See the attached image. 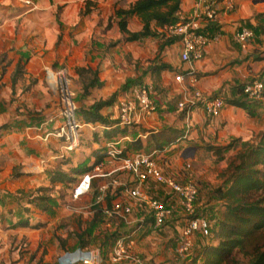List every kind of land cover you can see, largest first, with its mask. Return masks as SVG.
<instances>
[{"label":"crops","instance_id":"1","mask_svg":"<svg viewBox=\"0 0 264 264\" xmlns=\"http://www.w3.org/2000/svg\"><path fill=\"white\" fill-rule=\"evenodd\" d=\"M65 1L66 4L72 1L77 8L90 2L92 11L80 15V17L76 14L75 21L70 20V17L67 16L69 10L67 7L62 12V17L66 18L63 21L66 24V29L69 31L71 26H74L73 42L75 43L71 42L67 34L64 35L66 52L60 57L64 62L62 67L73 72L74 83L82 96L81 103H86L91 99L89 105H92L98 100L107 99L113 93H115V98L112 104L100 110V113L112 120L113 123L104 126L99 123L83 121L82 129L90 131L91 140L86 145H79L77 149L70 152L73 157L67 158V163H64L62 167L66 170L76 167L78 169L91 167L88 173L99 168L105 171L106 179L111 180L107 184L111 186L109 192L113 194L116 189L113 194L114 200L110 202V206L116 200L127 201L123 188L134 185L135 179L131 173L121 169L120 160H110L107 157L105 151L108 142L115 141L116 147L123 151V155H128L138 149L145 152L153 151L156 163L165 175L174 176L178 180H187L191 175L185 165L193 161L198 163V158L206 146H224L230 141L240 138L246 141L264 129L261 121L264 112L262 108H259L254 116H249L245 110L228 102L239 96V86L254 79L264 80V0H181L178 12L180 20L192 16L195 10H201L205 3H211L217 11V20L205 23L202 29L212 39L210 44L206 47L202 59L190 63L180 60L181 45L178 38L169 37L163 28H157L159 32H162V36L113 44L120 38L115 10L119 7H128L133 0ZM95 7L100 11H93ZM35 14L28 11V16L33 17ZM127 27L130 31L139 30L141 28L139 18L130 17ZM242 28H248L253 33L244 46L236 40V33ZM96 29H100L97 34H95ZM113 29L115 34H111ZM97 36L105 42L110 38L115 41L108 47L103 45L96 47ZM168 38L175 40L159 50V46ZM68 45L71 47L69 48ZM16 62L13 64L0 63V68L8 66L9 69L8 72L6 71L7 76H0V85L5 84L4 89L6 88V90L12 89L11 73ZM155 65H166L168 68L151 71L149 68ZM77 67L98 69V79L102 84L90 89L87 94H82L75 72ZM39 69L37 66L34 72ZM192 73L197 78L194 87L189 85V75ZM176 75H182V80L177 81ZM20 79L16 81L15 85ZM126 81H128V87H126H130V89L132 87L131 94L138 86L146 85L149 91L151 90L156 110L148 115L137 117L133 126L122 133L119 132L120 127L117 126L116 120L119 100H122L126 92V88L122 89L121 87ZM107 86H109V90L106 96L98 97L95 100L92 98L95 91L103 87L107 88ZM195 91H199L202 97H221L224 100V106L218 116L209 117L206 115L201 101L192 98ZM185 96L192 99V103L184 105L189 111L187 116L185 111L177 105L179 101L184 100ZM9 97L10 93L7 91L0 93V111L3 114L8 110ZM6 101L7 103H5ZM16 106L10 107L9 114L13 113ZM76 107L82 108V105L76 103ZM45 120H42L36 127H26L23 135L15 133V131H20L19 129L23 130L22 127L18 128L20 123L11 127L10 134L4 136L0 134V239L4 242H7L13 233H25L29 230L43 228H33L31 225L36 221H32V219L29 220L30 225L27 227L12 226L22 216L14 211L16 201L11 202L8 198H11V195L15 194L18 189L27 191L34 186L36 172L34 169H27L29 167L26 170L22 167L18 168L20 160L16 157L15 145L19 142L17 138L23 137H25V141L30 140L35 143L39 136L36 132L40 130L39 126ZM58 122V120L50 121L47 126L50 129L54 128ZM183 133H186V139L171 145L172 141ZM51 142L59 143L63 147L57 138H53ZM78 150L87 156V163L82 162L80 158L77 160L78 163L73 164V160L79 158ZM30 167L33 168V165ZM144 188L147 192L152 193L151 189H147L146 184ZM132 212L137 215L136 220L141 222L149 211L146 208H140L139 211L134 204ZM130 215L131 213L125 219H117L125 221ZM183 216L181 212L177 213L172 220L183 219ZM182 219H179L178 222H182ZM40 222L45 224L43 220ZM4 256L7 254L4 253Z\"/></svg>","mask_w":264,"mask_h":264},{"label":"rangeland","instance_id":"2","mask_svg":"<svg viewBox=\"0 0 264 264\" xmlns=\"http://www.w3.org/2000/svg\"><path fill=\"white\" fill-rule=\"evenodd\" d=\"M66 7L69 9L67 16L72 21H75L76 14L80 17L88 9L86 3L77 8L72 1L66 4L65 0H0V63L13 64L18 59L24 62L23 75L14 89L6 90L5 84L0 85V93L4 91L10 93L8 110L5 115L0 111V134L3 136L10 134L11 127L20 123L18 128L22 127L23 130L19 129L20 131L15 133L23 135L26 127H36L46 119L36 132L39 138H36L35 143L25 141V137L17 138L19 142L15 145V153L20 160L19 169L22 167L26 170L29 167L27 169H34L36 172L34 186L29 190L47 187L45 193L50 197L47 211H40L31 204H26L24 200L8 198L11 202L16 201L14 211L24 219L36 222L43 220L45 226L25 233H13L7 242L0 239V264H79L80 259L90 253H98L102 258L101 264H113L109 261L112 240L119 235L130 239L131 244L126 246L127 257L116 264H135L132 258L140 264H193L188 259L193 257L201 246L216 244L215 237L209 234L203 237L196 233L190 250L184 255H178L176 240L183 222H178L180 218H175L163 227L147 229L140 227V221L136 220L137 215L133 212L125 221L118 220L109 213L110 205L107 204L108 201L114 200L110 197L116 189L113 194L109 192L111 186L107 184L111 180L106 179L105 171L100 168L86 174L79 173L65 183L52 184L48 178L47 173L55 169L63 156L65 159L73 157V154L65 152L59 143L51 142L55 137L50 132L61 121L59 111L62 100L60 89L50 80V76L64 79L75 105L79 103L83 109H89L91 106L89 105L91 99L87 100V104L81 103L82 96L74 83L73 72L62 67L64 62L60 57L66 52L64 35L67 34L71 42L74 41V26L72 25L68 31L63 22L66 18L62 17V12ZM97 10L100 11L96 7L93 9ZM28 11L36 14L33 17L28 16ZM19 14L21 16H18ZM99 31L100 29H96L95 34ZM111 34H115L114 29ZM114 41L110 38L105 42L97 36L95 46L108 47ZM37 66L40 69L34 72ZM8 70V66L1 67L0 76H7ZM127 87L122 99L132 97V87L131 89ZM108 88L109 86L95 91L92 98L95 100L106 96ZM250 101L258 104L264 111V95L260 100ZM13 105L17 106L13 113L9 114V109ZM57 120L59 122L54 128L50 129L47 126L50 121ZM83 121L81 117L79 145L82 146L91 140L90 131L82 129ZM261 121L264 125V112ZM263 133L264 129L249 140L244 141L240 138L230 141L233 144L222 150L219 156L203 149L198 158L199 162L190 163L189 180L196 183L199 191L197 211L207 220L210 230L215 231L216 222L223 218L225 211L221 195L225 189L223 184L227 177L228 163L232 160L237 161L238 152ZM12 149L14 150V147ZM77 156L79 158L74 159L73 164L78 163L77 160L80 158L82 162L87 163V156L83 155L81 150H78ZM61 170L67 171L63 167ZM39 177L44 180H40ZM146 186L157 198L170 201L175 207L174 215L181 212L176 198L164 187L152 181H148ZM126 202L130 205L131 211L134 204L139 211L140 208L143 209L134 201ZM80 243L84 247H81ZM4 253L7 256H4ZM236 257L240 263L246 262L240 254Z\"/></svg>","mask_w":264,"mask_h":264},{"label":"trees","instance_id":"3","mask_svg":"<svg viewBox=\"0 0 264 264\" xmlns=\"http://www.w3.org/2000/svg\"><path fill=\"white\" fill-rule=\"evenodd\" d=\"M180 3L181 0H133V2L129 3L128 7L117 8L115 10V17L117 20L120 38H118L113 44H117L119 42L141 41L148 37L161 35L162 32H159L157 28H163L166 25H170L180 20L178 17ZM86 4L88 9L84 12V15L90 12V7L92 5L90 2H87ZM132 16L138 17L141 22V28L137 31H130L127 27L128 19ZM174 40V38L165 39V41L159 46V50H161L164 45L170 44ZM23 64L24 62L22 63V61L19 59L11 73L12 89H14L16 81L23 75ZM163 68L168 67L166 65H155L151 66L149 69L151 71H159ZM75 72L78 76L77 82L80 84L82 94L84 95L87 94L90 89L99 87L102 84L98 79V69H92L91 67H77ZM262 81L264 84V80ZM126 86L127 83H125L121 88L124 89ZM243 86L244 85L239 86V96L236 99L230 100L228 102L245 110L249 116H254L260 106L258 104L255 105L256 103L253 104L250 101V98H248L243 93ZM114 98L115 93H113L107 99L94 102L89 109L76 107V119L79 122L82 117L84 122L99 123L104 126H109L113 123V121L102 115L100 110L112 104ZM186 109L187 107L183 108L184 111H186ZM116 124L118 127H120L119 132L122 133L133 126V124L130 126L119 125L118 118L116 120ZM185 139L186 133H183L178 138H175L171 145ZM59 140L61 141V139ZM231 144H233V142L228 143L226 146L210 145L206 146V149L212 154L219 156L221 155V151L229 147ZM138 151L142 150L138 149L133 152ZM105 154L107 155V150L105 151ZM64 163H67V159H65L63 156L62 160L59 161L55 169L47 173L52 184L57 182L65 183L67 180L75 178L76 174L80 172L82 174H86L88 173V170L91 169V167H82L79 169L76 167L70 168L67 171H62L61 167L64 165ZM227 168V177L223 184L225 189L222 191L221 195V200L225 206L223 218L216 222L215 231L210 230L209 227V235L215 237L216 244L201 246L199 251H197V253L188 260H191L193 264H242L236 257L237 254H240L244 259H246L244 264H264V133L259 135L253 142L246 144L244 149H241V151L238 152L237 161H230ZM154 183L161 185L157 182ZM161 186L164 187L163 185ZM46 188L47 187H39L35 190L27 191L24 189H18L16 193L12 194L11 196L18 201L24 200L26 204H31L40 211H47L50 197L45 193L47 190ZM164 189H166L177 199L176 195L171 193L166 187H164ZM144 190L146 191L145 188ZM217 190L219 192L221 191V189ZM148 194L157 198L149 192ZM110 198L113 199L114 197L112 196ZM157 199H160L165 203L169 202V200H165L164 198ZM127 200L133 201L128 197ZM197 200L198 194L196 198L195 214L199 215L197 211ZM136 203L145 208L142 204L138 202ZM107 204L110 205V201H108ZM181 212L183 214L182 209ZM147 213L149 216L146 215V219L144 218L141 222H139L140 227L144 229H147V227L150 226L155 228L153 226V218L151 213ZM173 217L174 212L172 216L169 217L160 227H163L169 223ZM184 218V216L183 219L180 218L182 219L181 221H183L182 226L184 224ZM29 225V219H24L23 216L20 217L14 224H12V226L23 227H27ZM31 226L33 228H40L44 227L45 224L43 222H36ZM77 236L80 238L79 235ZM118 237H120V235L113 238L112 246L115 239ZM80 246L84 247V245L81 243Z\"/></svg>","mask_w":264,"mask_h":264},{"label":"built area","instance_id":"4","mask_svg":"<svg viewBox=\"0 0 264 264\" xmlns=\"http://www.w3.org/2000/svg\"><path fill=\"white\" fill-rule=\"evenodd\" d=\"M216 20V9L211 3H205L202 5L201 10H195L192 16L163 27L166 35L178 38L181 45L179 55L182 62L190 63L202 59L206 47L212 40L202 31L203 25ZM252 35L253 33L250 29L242 28L236 33V40L244 46ZM182 78V75H176L177 81H181ZM56 80L54 83L60 89L62 100L59 111L61 121L50 133L55 138L61 139L65 152H72L79 146L81 125L76 119V105L72 101L66 82L60 77H57ZM196 83L197 78L195 74H190L189 85L194 87ZM263 89V81L261 79H254L246 82L242 91L250 99H261ZM192 96V98L201 101L205 113L209 117L218 116L225 103L221 97H202L199 91H195ZM186 103H192V99L185 96L184 100L179 101L177 105L183 109ZM155 110L156 107L151 99L150 91L146 85L142 84L134 90L130 99H122L119 101L118 124L121 126H130L135 122L137 117L148 115ZM185 114L186 116L189 114L188 108ZM106 150L107 157L110 160H120L121 169L133 175L135 184L124 187V193L130 200L142 204L151 213L155 228L160 227L172 216L175 207L172 204L165 203L149 195L144 190V184L148 180H152L163 185L171 193L176 195L178 204L185 217L184 224L176 240V252L178 255H184L190 250L196 233L202 236L209 234L207 220L201 215L195 214L198 188L194 181L189 179L179 181L171 175H165L157 165L153 151H138L123 155L122 150L116 147L115 141L108 142ZM185 168L189 169L190 164L187 163ZM130 212V205L121 200L113 201L109 208V213L119 219H125ZM128 244H131V241L127 237L120 236L116 238L109 255V261L116 264L126 258L125 250ZM132 261L135 264H140L139 261L133 258ZM101 262L102 258L98 253H90L88 256L81 258L79 264H101Z\"/></svg>","mask_w":264,"mask_h":264},{"label":"bare ground","instance_id":"5","mask_svg":"<svg viewBox=\"0 0 264 264\" xmlns=\"http://www.w3.org/2000/svg\"><path fill=\"white\" fill-rule=\"evenodd\" d=\"M50 80H51L53 83L57 81L53 76H50Z\"/></svg>","mask_w":264,"mask_h":264},{"label":"water","instance_id":"6","mask_svg":"<svg viewBox=\"0 0 264 264\" xmlns=\"http://www.w3.org/2000/svg\"><path fill=\"white\" fill-rule=\"evenodd\" d=\"M191 150H193V149L191 148Z\"/></svg>","mask_w":264,"mask_h":264}]
</instances>
